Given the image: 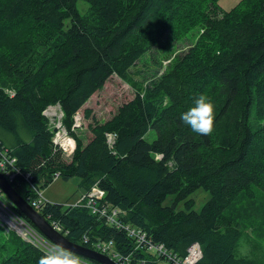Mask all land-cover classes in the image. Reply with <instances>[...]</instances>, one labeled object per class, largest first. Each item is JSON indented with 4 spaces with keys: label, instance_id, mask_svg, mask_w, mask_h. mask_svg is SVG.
Here are the masks:
<instances>
[{
    "label": "trees",
    "instance_id": "obj_1",
    "mask_svg": "<svg viewBox=\"0 0 264 264\" xmlns=\"http://www.w3.org/2000/svg\"><path fill=\"white\" fill-rule=\"evenodd\" d=\"M77 1L0 0L1 148L39 190L77 177L84 192L99 187L124 223L174 253L184 256L198 243L197 264H263L236 248L244 219L264 215V0H240L229 10L218 0H82L85 14ZM192 30L198 35L189 48L109 118L85 107L112 76L126 80L166 36L182 40ZM201 94L215 108L207 136L180 120ZM56 105L75 142L70 158L54 144L43 113ZM79 111L83 130L75 126ZM107 134L116 137L111 147ZM12 186L29 204L36 197L28 184ZM198 188L210 198L196 212L188 197ZM170 195L175 201L164 205ZM181 201L185 210L176 209ZM38 212L75 244L94 250L113 240L122 253L132 248L123 231L82 207L45 201ZM45 254L0 221V264H39Z\"/></svg>",
    "mask_w": 264,
    "mask_h": 264
},
{
    "label": "built area",
    "instance_id": "obj_2",
    "mask_svg": "<svg viewBox=\"0 0 264 264\" xmlns=\"http://www.w3.org/2000/svg\"><path fill=\"white\" fill-rule=\"evenodd\" d=\"M58 112V115L56 113ZM44 116L49 120V127L53 132V142L63 153L72 154L75 148L74 140L68 135L62 124L63 113L58 105L48 107L44 112ZM48 116L52 118H48ZM75 126L78 127L75 117ZM57 130L54 132L53 129ZM107 143L111 147L115 141V134H107ZM0 172L12 185L18 187L19 183L28 184L30 189L35 193L36 197L31 199L30 205L38 211L45 202L41 193L34 185L33 179L28 172H23L16 165V160L10 157L7 150L0 146ZM2 192L0 191V221L5 225L7 231L12 230L24 241L41 248L44 252L49 253L58 247L50 243L36 228L31 226L19 214L14 212L9 205L2 200ZM105 193L99 187L94 186L89 191L84 192L77 203L70 205L73 207H82L86 209L92 216L102 219L108 226L119 231H123L127 238L130 239L132 248L127 253H122L113 240L101 241L95 244L94 250L109 257L115 264H197L201 257L202 251L198 243L191 244L184 256H180L168 249L162 243H156L145 232L127 223H124L120 214L121 211L112 208L105 200ZM47 220V219H46ZM48 221V220H47ZM50 223V222H49ZM52 226L61 233L57 224L51 223ZM78 264H95L81 260L79 256L73 254Z\"/></svg>",
    "mask_w": 264,
    "mask_h": 264
},
{
    "label": "rangeland",
    "instance_id": "obj_3",
    "mask_svg": "<svg viewBox=\"0 0 264 264\" xmlns=\"http://www.w3.org/2000/svg\"><path fill=\"white\" fill-rule=\"evenodd\" d=\"M239 1L240 0H218V5L224 10H229ZM87 8L88 5L85 1H77V9L80 14H85ZM197 35L198 31L192 30L187 35V38L182 40H175L170 35L166 36L159 47L152 49L134 65V67L129 71L128 78L126 80L112 76L107 81L104 88L94 95L85 107L91 108L95 117L99 120L109 118L117 106L134 97L138 85L144 84L156 72H162L169 62L168 59H170L174 54H182L185 52L193 43ZM56 113L58 115L57 110ZM48 118L50 119L52 117L48 116ZM76 120L79 126H82L83 123L82 130L87 127V122L83 120V111H79L77 113ZM86 134H84L85 139L88 137V134ZM146 139L148 141L154 140L155 132L150 131L146 136ZM71 155L72 154H67V158H70ZM79 184L80 180L77 177H71L68 179L60 177L56 178L45 188H42L39 191L44 201L63 206H70L77 203L81 195L84 193L83 188L81 189ZM175 198V195H170L165 199L163 204L171 205L175 201ZM189 198L194 201L192 210L199 212L204 204L209 200L210 194L203 188H198L188 197V199ZM255 205L258 208L262 204L257 205V201L255 200ZM176 209L185 210V201L178 202ZM261 211L259 210V212L254 213V220L256 223L249 221L248 219H244V221L249 225L245 224V231L237 244L236 254L240 257L260 260L264 264V228H260V225L257 224L264 222L263 211ZM253 224H256L257 228L251 230L252 227H250V225ZM256 243L260 244V246L258 245V248L253 250L252 244ZM79 258L81 260L91 262L83 257L79 256Z\"/></svg>",
    "mask_w": 264,
    "mask_h": 264
},
{
    "label": "water",
    "instance_id": "obj_4",
    "mask_svg": "<svg viewBox=\"0 0 264 264\" xmlns=\"http://www.w3.org/2000/svg\"><path fill=\"white\" fill-rule=\"evenodd\" d=\"M56 130V128L53 129L54 132ZM0 191L7 198L8 202L54 246L63 248L72 254L94 261L97 264H115L109 257L69 241L23 199L1 172Z\"/></svg>",
    "mask_w": 264,
    "mask_h": 264
},
{
    "label": "clouds",
    "instance_id": "obj_5",
    "mask_svg": "<svg viewBox=\"0 0 264 264\" xmlns=\"http://www.w3.org/2000/svg\"><path fill=\"white\" fill-rule=\"evenodd\" d=\"M214 104L205 95H199L194 106L181 113L180 120L198 135H210L214 129ZM39 264H78L77 258L69 251L58 247L40 258Z\"/></svg>",
    "mask_w": 264,
    "mask_h": 264
}]
</instances>
